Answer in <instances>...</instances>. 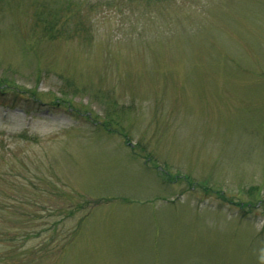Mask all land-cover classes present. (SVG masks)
Masks as SVG:
<instances>
[{"label":"rangeland","instance_id":"374dc122","mask_svg":"<svg viewBox=\"0 0 264 264\" xmlns=\"http://www.w3.org/2000/svg\"><path fill=\"white\" fill-rule=\"evenodd\" d=\"M0 264H264V0H0Z\"/></svg>","mask_w":264,"mask_h":264},{"label":"trees","instance_id":"16d2710c","mask_svg":"<svg viewBox=\"0 0 264 264\" xmlns=\"http://www.w3.org/2000/svg\"><path fill=\"white\" fill-rule=\"evenodd\" d=\"M48 29H50V28H48Z\"/></svg>","mask_w":264,"mask_h":264}]
</instances>
